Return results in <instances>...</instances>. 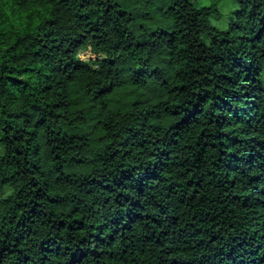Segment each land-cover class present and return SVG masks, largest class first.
I'll use <instances>...</instances> for the list:
<instances>
[{
    "label": "clouds",
    "instance_id": "9594fccd",
    "mask_svg": "<svg viewBox=\"0 0 264 264\" xmlns=\"http://www.w3.org/2000/svg\"><path fill=\"white\" fill-rule=\"evenodd\" d=\"M111 2L116 6L109 12L118 22L104 29L108 37L103 39L98 38L103 32L88 25V20L97 19L89 15L95 5L85 6L83 0H75L74 6L62 0H17L3 5L5 13L11 9L14 14L5 17L0 32V209H15L6 219L0 217L5 232L23 215L24 207H17L22 198L24 205L36 200L50 219L74 224L87 219L95 230L114 211L124 212L123 202L112 198V186L117 193L126 190L124 181L133 173H140L137 179L141 183L157 181L149 187L144 197L148 205L139 214L148 216L145 223L156 227L150 214L179 205L198 228L213 232L228 229L229 217L236 218L229 195L235 173L223 181V188L229 191L216 187L219 176L213 166L215 157L209 159L215 149L206 150L198 160L185 147L193 145L206 129H214L209 121L215 113H209L206 104L195 135L180 136L188 121L192 95L215 87L214 73L220 65L212 63L210 57L222 47L220 41L239 47L240 37H252L256 29L250 21L255 13L264 18V2L255 7L244 0H188L189 6L176 4L171 11L174 0H155L150 6L146 0ZM120 10L125 11L124 16H118ZM17 12L20 19L10 31L9 24ZM190 15L197 21L191 27L185 22ZM228 17L230 23L226 22ZM85 49L92 53L90 58L84 57ZM247 58L249 62L255 59L260 70L254 84L241 80L236 87L243 85L247 91L252 84L258 89L261 100L253 112L264 121V43L256 48L248 45ZM107 60L113 63L101 67V61ZM141 69L145 81L121 79L122 73L131 75ZM12 79L19 83L14 85ZM206 79L213 83L205 84ZM133 126L142 130L138 135L143 139L125 134ZM248 135L264 139V129L257 128ZM164 142H178L184 150L163 173L167 179L160 181L149 173L159 164ZM85 183L97 185L103 195L94 196L89 187L83 198ZM137 190L143 195L142 188ZM36 192L41 195L36 197ZM250 211L264 220V207ZM199 213L206 215L207 223ZM133 226L123 244L116 240L107 249L122 253L124 264L145 259V252L136 246L143 224L133 221ZM33 229L39 231L22 244L12 241L4 248L0 264H16L17 249L31 247L29 241L39 244L45 239L47 225L37 223ZM72 236L71 244H76L81 239L86 241L89 233L80 228ZM0 241L8 243L4 235ZM171 246L165 242L147 255L154 260L178 255L165 253ZM34 259L39 262L38 256ZM98 259L101 264H120L106 255Z\"/></svg>",
    "mask_w": 264,
    "mask_h": 264
},
{
    "label": "trees",
    "instance_id": "16d2710c",
    "mask_svg": "<svg viewBox=\"0 0 264 264\" xmlns=\"http://www.w3.org/2000/svg\"><path fill=\"white\" fill-rule=\"evenodd\" d=\"M6 2L15 3L17 0H0V32H3L5 17L14 15L11 9L8 13L4 12L3 5ZM62 2L71 6L75 5V0H62ZM244 2L245 4L253 3L255 7H258L264 0H244ZM153 3L155 0H146L149 6ZM83 4L95 5L90 9L89 15L97 16V19L88 20V25L98 32H103V36L98 37L99 39L108 37V32L104 29L118 22L109 12V9L116 5H113L111 0H83ZM176 4H181L182 8L189 6L188 0H183V3L181 0H174L170 11ZM124 15L125 11L120 10L118 16ZM143 15L147 16L148 13ZM19 19L20 15L17 12L13 23L9 24L10 31L17 27ZM185 22H190V27L197 23L193 15H190ZM80 23L83 24V20ZM250 23L256 29L252 37H240L239 47H228L230 42L222 40L220 41L222 47L210 57L212 63L220 65L214 73L215 87L202 90V94L192 95V99L188 102V121L180 136L183 139L188 133L195 135V127L201 123L200 114L206 104L209 107V113H215L214 119L209 121L214 124V129L211 131L206 129L193 145L185 147L192 150L198 160L206 153V150L215 149L209 159L215 157L213 166L219 176L216 187L224 191L231 189L230 203L235 206L232 215L236 218L229 217L228 229L213 232L203 226L198 228L192 220L188 219V213L179 210V205L160 208L156 213L150 214L156 227H153L151 222L145 223L148 216L139 214L148 205L144 197L149 187L157 181L145 180L141 183L137 179L140 173H133L131 179L124 181L126 190L120 189L117 193L116 186H112V198L123 202L126 215L118 209L111 213L107 220L102 219L95 230L88 224L87 219L75 224L50 219L36 200L24 205L22 198L21 205L17 207H24V213L12 229L5 232L4 220L0 219V235H4L8 241L7 244L0 241V244L4 245L0 247V258L4 256V248L8 247L12 241L22 244L30 235L39 231V229H33V225L39 223L48 226V231L44 234L45 239L39 244L29 241L31 247L17 249L16 264H101L98 258L104 255L109 260L116 258L120 264H124L126 258L122 253H117L115 249L112 251L107 249L111 248L116 240H120L123 244V241L129 238V229L134 231L133 221H135L137 225L143 224V231L137 238L136 246L145 252V259L138 261V264H264V220H259L250 211L258 206L264 207V139L248 135L257 128L264 129V121L258 120L253 112V109L259 106L257 101L261 100V97L257 95L258 89L252 86L260 69L255 59L249 62L247 58L248 45L256 48L258 43H264V18H260V14L255 13ZM236 27L239 28L240 25ZM113 31H116L115 28ZM136 46L141 45L137 43ZM95 51L93 46L92 52ZM84 52L89 53L90 56L92 54L87 49ZM116 59L118 60L119 57ZM105 63H113V61H101V67ZM121 79L143 82L146 77L144 70L141 69L131 75L122 73ZM241 80L252 81L247 91H243V85L240 88L236 87ZM12 83L15 85L19 81L12 79ZM204 83L212 84L213 80L206 79ZM209 101H211L210 104ZM237 125L240 127H236ZM141 131L133 126L128 127L125 134L129 137L135 136L139 140L143 139L142 134L138 135ZM53 133L49 135L55 139ZM72 138L68 137L69 140ZM188 138L191 139V137ZM161 147L163 152L158 156L159 164L149 174L164 181L167 178L163 173L169 170V166L179 158L184 149L178 142L171 145L164 142ZM35 167L36 165L33 164V168ZM232 173H235L234 183L229 185V189L223 188V181L227 180ZM89 187L93 190L94 196L103 195L97 185L89 186L85 183L82 189L83 198H86ZM141 188L143 195L137 190ZM245 192L251 194H242ZM40 195V192L35 193L36 197ZM14 211V208L4 207L0 209V217L6 219L8 213ZM199 214L207 223L206 215ZM7 222L11 223V220ZM80 228L88 231L89 238L86 241L81 239L76 244H71V241L75 239L72 233ZM165 242L172 245L164 250L165 253L172 252L178 255L171 258L165 256L157 260L147 255V253H154V250ZM33 249L36 251L34 252ZM34 256L39 257V262L34 259Z\"/></svg>",
    "mask_w": 264,
    "mask_h": 264
},
{
    "label": "rangeland",
    "instance_id": "374dc122",
    "mask_svg": "<svg viewBox=\"0 0 264 264\" xmlns=\"http://www.w3.org/2000/svg\"><path fill=\"white\" fill-rule=\"evenodd\" d=\"M230 21H231L230 17L226 18V22H230ZM83 55H84L85 58H90L91 57L90 54L87 53V52H84Z\"/></svg>",
    "mask_w": 264,
    "mask_h": 264
}]
</instances>
